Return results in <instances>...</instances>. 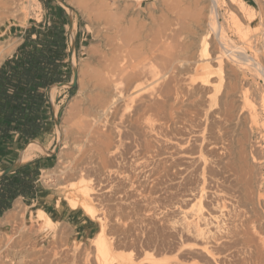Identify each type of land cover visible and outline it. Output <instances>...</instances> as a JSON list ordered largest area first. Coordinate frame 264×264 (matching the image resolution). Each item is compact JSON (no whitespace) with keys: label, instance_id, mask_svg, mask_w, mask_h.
Returning a JSON list of instances; mask_svg holds the SVG:
<instances>
[{"label":"bare ground","instance_id":"obj_1","mask_svg":"<svg viewBox=\"0 0 264 264\" xmlns=\"http://www.w3.org/2000/svg\"><path fill=\"white\" fill-rule=\"evenodd\" d=\"M230 1L232 5H237V9L234 7L231 13V19L242 39L240 44L227 36V29L219 20L220 0H209L207 10L205 5H201L200 0H174V3L171 2V6L169 5L170 12L159 17L152 16L154 23L151 28L139 20L124 21L127 17L123 20L118 17L117 12H109L106 30L107 50L102 60L98 62L97 68L88 77L89 103L87 107L78 110L74 129L75 138L71 139L73 148L77 150L76 154L84 153L78 157L74 167L81 181L78 184L69 185L70 187L65 191V198L70 208L81 209L92 219L100 221V231L92 241V249L81 253L78 251L79 246L74 247L70 254L73 263L81 254L85 264L92 263L91 257H94L95 264H136L131 252L127 255L120 254L121 259L116 261L114 247L107 238V220L105 221V216L100 214L99 209L102 208L98 209V205L104 206V200L97 192L102 189L107 190L105 192L114 189L112 183L114 175L122 178L121 175L125 174L126 177L123 178L131 181L133 185L137 180L133 170H135L134 173L137 171V176L143 174L153 178L157 172L161 171L160 168L181 167L178 171L176 170L178 174L187 172L191 167H197L199 169L196 180L198 185L194 184L198 186V190L194 191L190 188L193 190V192L190 191V195L184 196V193L182 200H175V203L172 201L174 209H178L176 218H167L168 222L165 220L172 227H178L176 231L181 240L172 248L173 256L171 257V253L161 255L163 254L161 252L157 255L152 252L147 256L144 255L146 258L143 256L147 259H144V262L147 261L150 264H264V194L261 193L264 189L261 187V182L257 181L259 180L257 179L258 170L255 171L257 165L253 169L243 153L238 154L240 157L234 158L231 154L234 149L231 150V140L229 141L227 137L230 133H228L227 125L229 121L232 122L231 120L235 119L236 110H233L234 105L228 98L230 88L231 91L232 89L239 91L242 101L251 106L252 118L255 119L254 116L257 115L249 83L252 79L255 81L258 78L264 81V43L261 46L251 45L249 40L251 37H248L250 31L247 27L250 26L249 22L252 24L259 18L260 12L257 9L255 11L248 9V3L245 0ZM5 6L6 3L0 6L1 17L8 11L6 9L8 6L6 8ZM20 7L22 8L21 5ZM244 24L247 27H244ZM195 36L200 39L197 45L199 48L196 52H192V42L189 39H195ZM261 36L262 40L264 32ZM14 47V42L1 45L0 62L2 57ZM252 50L255 53H249ZM260 53L263 54V59ZM86 75L88 76V73ZM226 76L233 79V86L231 82L226 83L227 90L225 89L219 96V93L223 91ZM214 78L216 80H213ZM262 85L261 101L264 104V84ZM55 90L56 86L52 88V94ZM197 95L204 97L207 103L201 113L202 128L197 133H193L191 125H194L192 123L194 118L187 120L178 108L187 97ZM179 104L181 106L177 107ZM72 114L74 115L73 112ZM197 114L199 115L197 112L191 116L195 117ZM58 133H62L60 128ZM70 137L72 136L69 135ZM37 152H43V149L33 144L28 145L22 155L23 162L31 160ZM187 158H190L189 164H185ZM66 165L68 167V164ZM129 168L132 170L127 173ZM70 170H68L69 173ZM67 173L64 171V174ZM86 174L89 182H86L83 177ZM161 176L164 175L161 174ZM155 180H152L153 183ZM232 187L233 193L230 192ZM155 192L158 191L155 190ZM210 193L214 195L211 197V204L207 202ZM126 197L129 198V196ZM121 199L122 202L127 201L126 198ZM122 202H119L120 207ZM23 206L17 200L14 207L1 218L2 226L10 225L13 233L6 234L4 239H0V264H16L15 257L22 251L20 240L23 237L59 233V221L54 220L44 209L39 208L35 214L27 217ZM147 210L152 211L148 208ZM171 230L172 228L170 233L176 232ZM159 247L160 245L157 247L158 250ZM56 248H52V251L48 250V254L44 256L47 263L51 262V258L54 260L59 257L60 252ZM30 261H34L35 264L45 263V260L39 261L35 258ZM140 261L137 260L138 263ZM26 262L33 264L28 260Z\"/></svg>","mask_w":264,"mask_h":264},{"label":"rangeland","instance_id":"obj_2","mask_svg":"<svg viewBox=\"0 0 264 264\" xmlns=\"http://www.w3.org/2000/svg\"><path fill=\"white\" fill-rule=\"evenodd\" d=\"M0 1H1L0 6L3 3H6L5 8L11 4L10 6H8L9 8L8 7L6 8L8 11L6 13H3L2 17H1V13H0V24H1L0 25V47H1V45L4 46L5 44H8V43H13V42L15 43V47L9 53H7L5 56L2 57L0 65L4 61L5 58L11 56L15 52L16 48L18 47V45L23 40L24 31L27 27L31 26L33 23L45 24L47 22H50V19L52 18L51 12L58 10L57 9L58 6H60L62 9H64L65 13L67 14V21H66L67 24H66L65 28H66L67 36H68V50L70 53L69 58L67 59V61H69V64H70V67H69L70 68V77H69L68 81L63 82V85H57V84L54 85L53 87L56 86V90L53 92V94H52V88L53 87L50 89L49 94H50V98H51V107L48 109V117L49 118L47 121V127H46V129H45V131L41 137L37 138L35 141L30 142L28 144V145L33 144L36 147L38 146L39 148L43 149V152H37V153H35L36 155L33 157V159H36V158L43 159V161L41 162L43 165L42 166L40 165V176H39V180H40L39 184H40V187L42 188V192L39 195V198L37 200H34V201H32V200L28 201V200L23 199V198L18 199L19 202H21V204L24 205L23 208L27 214V217L31 216V214L32 215L35 214L39 208H42L54 220H57L54 217V215L52 214L54 205L60 204L61 208H63V209H71L70 206L68 205V201L65 198L66 197L65 191L67 188L70 187L69 185L74 184V183L78 184L81 181V179H80L81 177L78 174L76 175L77 171L75 170L74 167L76 165V160L78 159V157L80 155H84V153L83 154L79 153L80 155H78V153L76 154L77 150H75L73 148V144L71 142V139H73V137L75 138L74 129L76 126L75 122H76V117H77L76 115L78 113V110L82 109L83 107H87V105L89 103L88 97L90 95V93H89L90 87L89 86H88L89 88L87 87V85L89 84L88 83V79H89L88 77L97 68L98 62H100L102 60V58H103L102 56L105 54V52L107 50V44H106L107 43V31L106 30H107V25L109 22V16H108L109 12L110 11L117 12L118 17L119 18L121 17L123 20L127 17L124 21L136 20V22H137L139 20V22H143L146 26L151 28L153 26V23H154L153 17L163 16V15L167 14L168 12H170V10H168V9L171 6V4L174 3V0H55L53 2L50 0H3V3H2V0H0ZM200 1H201V5H203V6L205 5V7H206L205 10H207L209 0H205V2H203L204 0H200ZM245 1L248 3L247 4L248 9H253V11H255L257 9L260 12V16H258L259 18L255 22H253L252 24L249 22L250 26L248 25V23H246L248 25V27L245 26L246 24H244V27H247V29L250 31V34H249L250 36H248V37L252 38V39L249 38L250 43H252L251 45L254 44L253 46H261L264 43V41H262V40H264V38H262V40H261V37H262L261 35L264 32V30L262 29V28H264V0L263 1L245 0ZM259 2H261V3H259ZM46 3H47V5H45ZM135 3H136V5H135ZM219 3H220V5H219V13H220L219 20L222 23V25L224 27H226L225 29H227L226 30L227 36L238 44L242 43V39L239 37L237 30L235 28V25L231 19V13H232V11H234L235 8L237 9V5H235V4L232 5L230 0H220ZM238 3L239 2H237V4ZM20 5L22 6V8L20 7ZM14 6H16V7H14ZM0 9H1V7H0ZM166 10H167V12H165ZM134 12H140V13L136 14ZM152 13H154V14H152ZM154 15H156V16H154ZM58 16L59 15H57V17ZM256 29H258V30H256ZM195 37H196L195 39H193V38L189 39L192 42V44H191V51L192 52H196L199 48V46H197V45H199L200 39L197 36H195ZM256 42H257V44H256ZM211 51H212V48H211ZM251 52L255 53L254 50L250 51L249 53H251ZM260 54L259 55L261 56V59H263V54L262 53H260ZM86 72L88 73V76L86 75L87 74ZM227 75H228V73H227ZM249 77L250 76H248V78ZM225 78L226 79H224V83H223V87H222L223 89L221 88L223 91L221 90L222 92H221V94L219 93V96L222 95V93L225 91V89L227 90V88H225V86H227L230 82L232 83V86H233V79L230 76H226ZM213 80H216V78H214ZM252 80H253V82H252ZM252 80L249 83V87H250V91L252 93V96L254 97V98L252 97V99H254L255 110L257 109L256 110L257 115L254 116L255 119L252 118V111H251L252 108L248 103H245L244 101H242L241 93L239 91L236 92L233 89L231 91V88H230V90L228 89L229 90L228 92H230L228 95V98H230L229 101L234 105L233 110L236 109L235 110L236 113L234 112L235 119L231 120L234 123H232L230 121L228 122L227 126L229 129H227V130H228V133L230 132L229 134L232 136H230L228 134L227 137H228L229 141L231 140L230 141L231 145H232L231 150L234 149L233 150L234 152L232 151L233 153H231V154L234 158L237 156L240 157L239 156L240 153H243V156L246 159H248V161L250 162V163L249 162L248 163L253 169L257 165L255 167V171L258 170V172L256 171L258 173L257 179H259L257 181L259 183L261 182V187L264 189V180H263L264 179V104L261 101V96L263 93V91H262L263 85L262 84H264V81L262 79H259V78L256 79L255 81H254V79H252ZM226 83H228V84L225 85ZM253 90H254V92H252ZM200 98H203V99H200ZM206 101L207 100H205L204 97H201V95H197L196 97L195 96H191L189 98L187 97L186 101L182 104V106L180 104L177 105V107L181 106L178 109L181 110V114H182V116H184V118L187 117V120H188V118L189 119L194 118V121H195V119L197 118L195 122L194 121L192 122L194 125H191L192 130H194L193 133H197L202 128L203 120H201V117H202L201 113H202L204 107H206V105H205L207 103ZM76 105H77V107H76ZM70 110H71V112H69ZM72 112L74 113V115L72 114ZM182 112L183 113L185 112V113L183 114ZM197 112L199 113V115L197 114L198 117L197 116H195V117L191 116L193 114L195 115V113H197ZM240 112H241V114H240ZM69 113H70V115H69ZM237 113H238V116H237ZM71 114H72V116H71ZM186 115H188V116H186ZM69 117H70V119H69ZM202 119H203V117H202ZM253 120H254V122H253ZM184 121H186V119H184ZM186 122L189 123V121H186ZM231 124H232V126H231ZM59 128L62 131L61 134L58 133ZM67 135H68V137H67ZM69 135L72 137L69 138ZM194 138H195V136H194ZM26 145H27V143L26 144H20L18 147V150H16L13 153L11 158L4 159L3 164H0V168L2 169V168H4L3 166L14 165L21 158V155L24 151V148H26L28 146V145L27 146ZM48 152H53V153L49 154ZM73 159L75 161L74 165H73V163H74ZM252 159H254L255 161H253ZM189 160H190V158H187L186 161L184 160L186 162L185 164H189ZM256 162H257V164H256ZM66 164H68V167ZM69 164H70V166H69ZM64 166H66V167H64ZM62 167H64V168H62ZM166 168L165 169L160 168L161 171L157 172L158 174L156 173L153 176V178H148L143 174H139V176H137V171H136V173H134L135 170H133L134 176L137 177V180L133 184L135 187L131 184V181L129 182L128 180L124 179L126 177L125 174L121 175L122 178H119L117 175L116 176L114 175L113 179H112L113 188H114V189H112L113 191L111 190L109 192H105L107 190H104V191H103V189L98 190L97 193L99 194V197L103 198V200H104L103 201L104 206L102 205V207H101L100 205H98V209H99V207L103 209V210L99 209L101 211L100 214H103L105 216V218H106L105 221L107 220L106 221V229H107L106 232L108 231L107 232V238H108L109 242L111 243L112 247H114L113 253H114V257H115L116 261L121 259L120 254L121 255L122 254L127 255V254H130V252H131V254H133V256H134L133 259L135 260L134 262L136 264H141V263L144 264L145 262H147V261L144 262V259L146 258L145 256H147V254H151L153 252V254L155 253L158 255V254H161V252H162L163 254H161V255H164V253H165V255H167V254L169 255L171 253V251H173L172 248H174V246L178 245V242L181 241L179 239V236H178L177 231H176L178 227L174 228V227H172L171 224H168L167 218H169V219H171L172 217H173L172 219L176 218V212H178V209H174L175 206L173 205V202L175 200L180 201L183 199V197L185 195H190L191 194L190 191L193 192V190L194 191L198 190L197 189L198 186H196L195 184L198 183L196 180L198 179V177H197L198 173L197 172L199 171V169L197 167H195V168L191 167L187 171L188 173L185 171V173H178L179 174L178 175L177 171L181 167H177V168L176 167H173V168L169 167L170 169L169 168L166 169ZM62 169H64V171L66 173L68 170H70V169L71 170H70V173L68 171L67 174H64V171ZM129 170L131 171L132 168H129L127 173L130 172ZM165 170H167L166 173H165ZM261 171H262V174H261ZM174 172H175V174H174ZM73 173L75 175H73ZM161 174L164 176L162 177ZM259 174L263 175V176L261 177ZM168 175L169 176L171 175L170 176L171 178L168 177ZM172 176H173V180H171ZM83 177H84V179H86L85 180L86 182H89V177L87 176V174L84 175ZM138 177H140L139 181H138ZM155 177L157 178V180H155L156 179ZM164 177H165V179H164ZM183 177H185V178H183ZM187 177H188V179H186ZM135 178H133V179L135 180ZM78 179H80V180H78ZM147 179H149V181ZM152 180H155L156 184L153 183L154 181H152ZM191 181H193V182H191ZM130 185H131V187H130ZM152 185L153 186L155 185V186L152 187ZM114 186L116 188L117 187L120 188V186H121V188L116 189ZM151 187L154 189L156 188L155 190L158 192L156 193L155 190L152 189ZM182 187H184V188H182ZM194 187H196V188H194ZM190 188L191 189L193 188V190H191ZM115 189H116V191H115ZM134 189H135V191H134ZM232 189H234V188L233 187L230 188L231 193H233V191H234ZM261 193L264 194V190H262ZM183 194H184V196H183ZM210 195H209V199H211V200L209 201V199L207 198L208 199L207 202H209L211 204L212 203L211 197L214 195H212L211 193H210ZM126 196H129V198ZM172 196L173 197L175 196V197L173 198ZM154 197H156V198L154 199ZM121 198H123V199L128 198V199H127V201L123 200L124 202H122ZM119 202H122L123 207L122 206L120 207ZM205 202H206V200H205ZM145 204L147 205V207ZM153 204H154V206H153ZM172 206H174V207L171 208ZM209 207H211V205ZM147 208L152 209V211L147 210ZM153 210L155 212H153ZM172 210H174V211H172ZM76 211L83 218L85 217L86 219L89 218L91 220L90 223L92 224L91 226L93 227V229L91 230V232L89 234L82 233L80 235H76L75 232L77 230L74 231V227H73L74 224H68L66 222L64 223V222L60 221L59 222L60 223L59 224V231H58L59 235L52 233V234H49L47 236H44L41 234H34V235H27L26 237H23V239L20 240L21 245L19 244L22 247V249H21L22 251L19 252L18 255L15 257L17 259L16 264H28L26 262L27 260H28V262L35 264L34 261H30L31 259H34V258L38 259L39 261L45 260L44 264H85L84 260H83V256L81 254L78 256V259L74 263L72 262L73 260L70 259L71 258L70 254L73 251V249L77 248L78 246H79L78 251L79 252L81 251V253L84 250L92 249V241H93L94 237L96 236V234L100 231V221L92 219L81 209L76 210ZM105 211H106L107 215L104 214ZM166 213L167 214L169 213V215H167ZM149 220H151V221H149ZM163 221H165V222H163ZM0 224H1L0 225L1 226L0 227V239L1 238L4 239L6 234L10 235L13 233L11 231L13 229L11 228L10 225L3 224V226H2L1 222H0ZM155 225L156 226L158 225V227H156ZM153 227L156 230L153 229ZM171 228H172L171 231H176V232L170 233ZM163 229H165V230H163ZM161 230H162V232H161ZM156 231H158V232H156ZM165 232H166V234H165ZM154 233L156 235H154ZM152 234H153V236H151ZM174 234H177V235H174ZM174 236H177V237H174ZM156 237H158V238H156ZM161 237H164V238L161 239ZM165 238H166V240H165ZM173 238H174V240H173ZM52 239H53V241H52ZM156 239H158L159 241H162L164 243L163 244L161 242L159 243V241L157 240L158 241L157 242ZM171 239H172V242H170ZM111 240H113V241H111ZM166 241H168V242H166ZM149 244H151V245H149ZM152 244L155 245L156 247L154 248V246ZM158 244L160 245L159 250L157 249V247L159 246ZM169 244H171L170 245L171 247L169 246ZM51 247L54 249L57 247L56 249H57V251L60 252V254L58 255L59 257L54 258V260H53V258H51L53 256H51L50 257L51 262L47 263L48 261H46V257H44V256L46 254H48V250L52 251ZM30 248H31V250H30ZM160 248H161V250H160ZM31 251L34 254H32ZM142 252H143V254H142ZM117 253H118V256H117ZM173 254L174 253L170 254L171 257L173 256ZM41 256H42V258H40ZM143 256L145 258H143ZM135 258L138 260V262L140 260L142 262L140 261V263H138ZM90 260H92V263H90V264H95L94 257H91ZM145 260H147V259H145ZM147 263H149V262H147Z\"/></svg>","mask_w":264,"mask_h":264},{"label":"trees","instance_id":"obj_3","mask_svg":"<svg viewBox=\"0 0 264 264\" xmlns=\"http://www.w3.org/2000/svg\"><path fill=\"white\" fill-rule=\"evenodd\" d=\"M57 9L50 22L27 27L15 52L0 65V164L15 141L26 143L43 135L50 89L69 80L67 14L60 6ZM39 163L40 159L30 160L0 175V218L17 198L39 197Z\"/></svg>","mask_w":264,"mask_h":264},{"label":"crops","instance_id":"obj_4","mask_svg":"<svg viewBox=\"0 0 264 264\" xmlns=\"http://www.w3.org/2000/svg\"><path fill=\"white\" fill-rule=\"evenodd\" d=\"M36 140V139H35ZM33 140V141H35ZM33 141H30V142H33ZM39 141V140H38ZM29 141H27V145L30 143ZM26 143H22L20 141H15L13 143V151H11L10 154H8L7 156L4 157V159H9L12 157L13 153L18 150V147L20 144H26ZM26 145V146H27ZM24 151H25V148H24ZM23 151V153H24ZM22 153V155H23ZM22 155H21V164L25 163V162H28V161H25L23 162V158H22ZM3 159V161H4ZM36 159H40V158H36ZM31 160H34L33 158ZM30 161V160H29ZM43 161V159H40V165L42 166L43 164L41 163ZM3 164V163H2ZM3 167H8V166H3ZM10 167V166H9ZM4 168H0V175L4 172L3 170ZM20 198H23V197H19L15 200V202L20 199ZM39 197L33 199L32 201L34 200H37ZM24 199V198H23ZM15 202L13 204V206L15 205ZM9 211V210H8ZM7 211V212H8ZM6 212V213H7ZM5 213V214H6ZM52 214L54 215V217L62 222H66L68 224H74L73 227H74V231L76 235H80L82 233H85V234H89L91 232V230L93 229V227L91 226L92 224L90 223L91 220L88 218L86 219L85 217L83 218L80 214H78V212L76 210H72V209H63L61 208V205L60 204H55L54 207H53V212ZM5 216V215H4ZM4 216H2L1 218H3ZM0 218V220H1Z\"/></svg>","mask_w":264,"mask_h":264},{"label":"water","instance_id":"obj_5","mask_svg":"<svg viewBox=\"0 0 264 264\" xmlns=\"http://www.w3.org/2000/svg\"><path fill=\"white\" fill-rule=\"evenodd\" d=\"M57 85H63V83H58ZM33 140H35V139H33ZM33 140H31V141H33ZM30 142V141H29ZM21 158L14 164V165H12V166H10L8 169H6L4 172H9V171H12L13 169H15L16 167H18L19 165H21ZM3 172V173H4Z\"/></svg>","mask_w":264,"mask_h":264}]
</instances>
